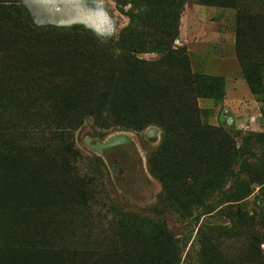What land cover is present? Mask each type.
Segmentation results:
<instances>
[{
    "label": "trees",
    "instance_id": "obj_1",
    "mask_svg": "<svg viewBox=\"0 0 264 264\" xmlns=\"http://www.w3.org/2000/svg\"><path fill=\"white\" fill-rule=\"evenodd\" d=\"M112 1L127 8L128 24L103 42L82 26H39L20 1L0 0V264H181L186 244L160 219L126 213L95 240L83 226L89 205L73 173V132L87 118L103 129L161 131L148 168L181 222L212 211L207 187L237 178L241 151L229 133L201 122L197 78L174 45L185 1ZM195 1L231 8L236 0ZM235 22L236 57L257 93L263 22L244 13ZM248 193L230 197L237 212L228 209L229 227L200 224L188 264H264V238L253 234L230 250L219 236L246 227L237 202Z\"/></svg>",
    "mask_w": 264,
    "mask_h": 264
},
{
    "label": "rangeland",
    "instance_id": "obj_2",
    "mask_svg": "<svg viewBox=\"0 0 264 264\" xmlns=\"http://www.w3.org/2000/svg\"><path fill=\"white\" fill-rule=\"evenodd\" d=\"M15 1L25 6L39 26H82L103 42L116 39L128 24L124 15L127 8L118 11L112 0ZM184 1L174 45L186 52L190 70L197 78L201 122L229 133L241 151L237 178L227 183L218 180L215 186L207 187L208 192H213L207 202L212 211L204 215L202 210L194 211L189 221L181 222L166 210L161 184L148 168L150 155L159 147L161 131L154 126L138 132L103 129L88 118L73 132L77 150L73 173L85 184L89 213L83 217V226H88L93 239L109 234L113 219L126 213L145 223L160 219L167 230L186 244L181 264H188V254L194 257L197 250L196 230L200 224L229 227L228 209L230 214L237 212L228 202L233 194L242 197L249 192L237 202L239 211L248 218L241 222L246 227L237 233L219 234L224 246L233 250L253 234L264 238V64L260 66L258 92L254 93L235 53L236 16H259L264 28V0H236L231 8ZM57 20L64 23L56 24ZM141 57L148 59L152 55ZM197 215L200 216L195 225L192 219ZM77 232L78 237L84 234L82 228ZM260 249L264 250V243Z\"/></svg>",
    "mask_w": 264,
    "mask_h": 264
},
{
    "label": "flooded vegetation",
    "instance_id": "obj_3",
    "mask_svg": "<svg viewBox=\"0 0 264 264\" xmlns=\"http://www.w3.org/2000/svg\"><path fill=\"white\" fill-rule=\"evenodd\" d=\"M45 21L47 22V19H45ZM48 23H49V22H48ZM57 23H58V24H62V23H64V22H63V21H58V20H57V21H56V24H57ZM49 24H52V23H49Z\"/></svg>",
    "mask_w": 264,
    "mask_h": 264
},
{
    "label": "water",
    "instance_id": "obj_4",
    "mask_svg": "<svg viewBox=\"0 0 264 264\" xmlns=\"http://www.w3.org/2000/svg\"><path fill=\"white\" fill-rule=\"evenodd\" d=\"M62 25V24H61Z\"/></svg>",
    "mask_w": 264,
    "mask_h": 264
}]
</instances>
